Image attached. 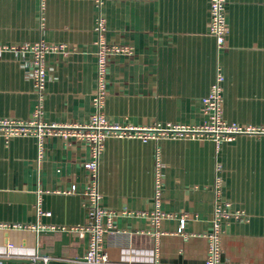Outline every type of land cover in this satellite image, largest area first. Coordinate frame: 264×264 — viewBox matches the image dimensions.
<instances>
[{
    "label": "crops",
    "instance_id": "0c3cea01",
    "mask_svg": "<svg viewBox=\"0 0 264 264\" xmlns=\"http://www.w3.org/2000/svg\"><path fill=\"white\" fill-rule=\"evenodd\" d=\"M44 12V13H43ZM107 41L131 48L112 58L104 115L122 127L202 125L203 99L221 70L223 118L264 127V0H226L229 33L219 49L210 33V0H103ZM95 0H0V45L44 40L67 54L47 57L42 120L84 126L97 88ZM43 17V20H42ZM31 55L0 54V120L33 119L37 95ZM71 133L76 130H70ZM6 140L0 134V264L82 260L89 248L90 147L76 136ZM162 211L171 217L154 236L157 162ZM218 166L221 168L218 170ZM221 177L217 194L215 183ZM76 188L75 192H71ZM101 206L117 214L105 235L113 262L130 252L138 264H206L217 206L240 214L222 223L224 264H264V136L211 139H106L100 156ZM46 214L39 215L37 208ZM187 224L179 232V217ZM13 226L20 228L14 229ZM38 226V229H37Z\"/></svg>",
    "mask_w": 264,
    "mask_h": 264
},
{
    "label": "built area",
    "instance_id": "2783aa9c",
    "mask_svg": "<svg viewBox=\"0 0 264 264\" xmlns=\"http://www.w3.org/2000/svg\"><path fill=\"white\" fill-rule=\"evenodd\" d=\"M41 10L44 11L46 0H39ZM99 10L96 20L95 33L97 35V88L93 98L94 112L90 122L84 126H68L62 124H47L42 120L43 99L47 83V57L53 54H67L68 47L65 44H51L44 40L35 43L22 45H0V54L7 51L21 52L31 55L30 77L34 82L37 104L33 112V119L28 122H17L13 120H0V134L6 140L19 136L34 135L39 142L40 154L43 142L46 138L63 135L65 138L76 136L86 142L92 153V161L86 165L90 174V184L83 192L85 207L88 210V224L82 229L89 234V248L82 260L65 261L61 264H138L135 253L130 252L126 258L113 262L104 250L105 235L113 230L117 214L105 210L101 206V194L98 188V169L100 156L104 150L106 139L128 138L140 139L144 142L149 140L158 141L161 138L185 139V140H206L211 139L219 145L224 141H231L238 135L264 136V127H254L229 123L223 118V83L224 76L219 70L216 79L211 87L210 93L203 99V115L207 120L198 126L174 125L167 128L157 125L155 128H137L133 126L122 127L110 124L105 115L104 107L107 97V72L112 58L118 55L129 56L131 48L118 44H111L107 41L106 21L101 15L103 0H95ZM44 13V12H43ZM210 33L216 39L219 49L225 48L226 37L229 33V26L226 20V0H210ZM43 20V17H42ZM70 130H76L71 133ZM161 163L158 161L156 166L155 178V209L150 213H139L138 216L146 217L150 220L154 236L157 238L161 234L162 222L171 216L166 215L162 209V181ZM221 168L218 166V170ZM221 177L217 176L215 183L216 193L221 189ZM73 188L71 192H75ZM38 207V206H37ZM39 215L44 214L37 208ZM232 217L240 218V214H230L229 211L217 206L212 220V232L208 234V258L206 264H224L221 261V241L222 223ZM179 232L182 233L187 224V216L179 217ZM11 228L10 226H0V228ZM14 229L20 227L13 226ZM38 229V226H37ZM36 264H49V260L44 258L36 261Z\"/></svg>",
    "mask_w": 264,
    "mask_h": 264
}]
</instances>
